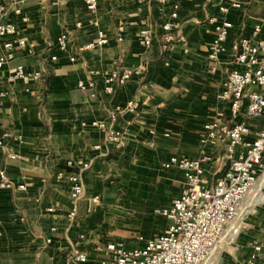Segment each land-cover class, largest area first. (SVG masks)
Segmentation results:
<instances>
[{"label":"crops","instance_id":"0c3cea01","mask_svg":"<svg viewBox=\"0 0 264 264\" xmlns=\"http://www.w3.org/2000/svg\"><path fill=\"white\" fill-rule=\"evenodd\" d=\"M228 1L180 0L172 18L170 3L155 0H99L94 12L83 0H0L20 8L10 18L25 38L0 70V89L6 92L0 99V132L10 133L0 146V167L14 183L26 185L23 190L0 189V264H93L107 240L133 242L138 234L164 232L169 219L154 208L179 193L183 175L162 162L170 155L199 153L203 123L215 119L217 109L227 112L215 93L236 65L237 39L254 24L262 27L258 37L264 38V0H237L240 6L228 13L232 26L226 49L216 61L208 59V19L218 12V4ZM167 20L174 36L170 47L162 44ZM145 27L152 32L146 47L137 36ZM63 29L71 33V43L61 52L56 37ZM98 29L107 43L84 47L95 40ZM5 39L0 37V52ZM17 64L45 69V80L10 79ZM113 68L139 72L108 94L102 90V77ZM80 79H91L95 87L79 89ZM131 99L135 110L123 111L116 121L124 131L123 144L113 145L92 121H108L114 103L125 105ZM5 150L19 156L8 158ZM206 151L204 176L211 184L226 168L227 153L223 145L211 143ZM89 159V167L81 170L79 164ZM73 172L81 175L84 193L70 217L68 174ZM257 178L238 219L224 227L206 264H249L253 243L264 244V172ZM94 194L99 203L91 200ZM50 206L54 209L48 212ZM74 249L86 251L87 260H74ZM254 262L264 264V248Z\"/></svg>","mask_w":264,"mask_h":264},{"label":"built area","instance_id":"2783aa9c","mask_svg":"<svg viewBox=\"0 0 264 264\" xmlns=\"http://www.w3.org/2000/svg\"><path fill=\"white\" fill-rule=\"evenodd\" d=\"M59 1V0H53ZM88 11L94 12L99 0H83ZM143 1V0H140ZM158 3H170L172 18L178 15L180 0H155ZM237 0L222 2L217 6V13L209 17L212 28V38L209 42L207 57L216 61L225 51L227 40L232 26L228 17L231 7H239ZM20 12L19 7L11 8V4L0 2V37L3 41L4 51L0 52V70L14 56V48L25 44V38L17 34V25L10 18V13ZM7 19L3 20L1 17ZM246 35L237 39L234 61L236 65L231 68L221 81L216 91V99L227 105V112L223 109L216 110V117L203 123L204 134L199 140V153L195 157L170 155L162 165L164 168L176 167L183 175V185L179 193L173 196L167 205L157 206L154 212L169 219L163 233L146 237L138 234L133 242L123 239H110L100 248L101 254L96 257L93 264H206L208 258L215 251L221 239L224 227L240 215L241 203L257 181L259 174L264 172V38L258 37L262 29L259 24ZM166 32L162 35V44L170 47L169 43L174 38L170 29V20L162 24ZM120 33L118 40L122 39L123 26L118 27ZM94 41L84 47L95 44H105L108 37L101 30H97ZM138 41L144 47L152 41V32L147 27L138 29ZM71 43V33L68 29L61 30L56 37L58 50L68 51ZM51 60H57L56 54L50 55ZM70 60H75L74 55H69ZM139 69L113 68L102 77V90L112 93L115 84H125L133 73ZM47 71L40 69H26L22 64L13 67L10 79H32L43 82ZM77 87L86 89L95 87L91 79H80ZM5 90L0 89V99L5 95ZM95 95L93 91L91 93ZM135 110L134 100H128L125 105L114 103L108 111V121L93 120L92 124L106 132L107 142L121 146L124 131L116 125L119 114L123 111ZM10 137L8 131L0 132V146L3 147L6 139ZM223 145L227 153V166L217 177L214 183L208 184L204 176V162L209 155L206 151L207 144ZM153 141L149 140L148 145ZM98 145H94L97 148ZM5 156L15 158L18 152L5 150ZM69 165L73 164L68 159ZM91 159L79 164L83 170L89 167ZM70 183L69 199L72 207L68 216L72 217L76 211V203L84 193V183L78 173H69ZM13 188L25 189L23 182L14 183L6 169L0 167V189ZM94 203L100 202V196H91ZM52 206L47 207L48 212ZM50 241V238L46 239ZM264 248L261 242L253 243V251L249 257V264H254L257 254ZM71 257L77 262H85L88 258L86 251L74 249Z\"/></svg>","mask_w":264,"mask_h":264},{"label":"rangeland","instance_id":"374dc122","mask_svg":"<svg viewBox=\"0 0 264 264\" xmlns=\"http://www.w3.org/2000/svg\"><path fill=\"white\" fill-rule=\"evenodd\" d=\"M235 219H238V216H237ZM235 219H234L233 221H235ZM225 262H229V261L225 260ZM229 263H230V262H229Z\"/></svg>","mask_w":264,"mask_h":264}]
</instances>
